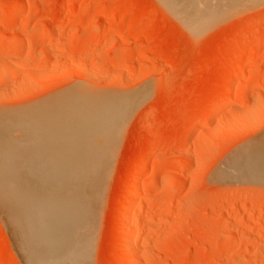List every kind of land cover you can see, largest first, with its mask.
Here are the masks:
<instances>
[{
    "label": "rangeland",
    "instance_id": "rangeland-1",
    "mask_svg": "<svg viewBox=\"0 0 264 264\" xmlns=\"http://www.w3.org/2000/svg\"><path fill=\"white\" fill-rule=\"evenodd\" d=\"M7 1L10 7L0 8V109L55 119L87 103L32 102L80 87L134 97V103L114 108L122 126L82 264H120L110 260L119 241L116 214L152 131L157 138L146 171L134 174L137 184L144 177L156 179L139 196L144 206L135 264H264L262 166L247 157L246 179L227 172L244 145L246 152L264 149V84L251 86L264 80V0L228 1L224 5H231L232 14L226 8L196 33L161 0ZM20 2L23 10L10 15ZM21 31L20 54L2 55L7 40ZM44 31L49 36L41 38ZM257 43L238 77L223 68ZM225 72L229 76L219 78ZM235 83L249 99L229 104L204 123L217 93ZM165 194L170 197L162 208ZM148 195L154 200L147 202ZM134 203L126 206L127 217ZM148 212L149 224L143 218ZM0 214V264H27Z\"/></svg>",
    "mask_w": 264,
    "mask_h": 264
},
{
    "label": "bare ground",
    "instance_id": "bare-ground-1",
    "mask_svg": "<svg viewBox=\"0 0 264 264\" xmlns=\"http://www.w3.org/2000/svg\"><path fill=\"white\" fill-rule=\"evenodd\" d=\"M6 1L0 2V8L10 7V2ZM161 1L163 8L175 13L187 30L196 33L201 27L217 21L222 12H226V8L229 13L231 5L224 4L232 0H212L214 3L210 0ZM240 4L244 7L246 3ZM22 8L23 3H17L9 14L14 16ZM23 35L22 31L15 33L7 40L1 54H20ZM40 35L41 38L49 36L45 31ZM257 44V47H249L238 61L225 63L223 68L233 69V76L238 77L244 72L246 56L252 55L261 46L260 43ZM228 74H220L219 78H225ZM261 84H264V80L252 81L251 86ZM100 91L80 87L60 96L32 102L87 103L84 108L72 110L55 119L25 117L27 113L20 110L0 109V211L16 242L15 246L19 248L27 264H82L88 258L91 230L98 217L96 206L101 199L113 143L122 126V116L114 108L117 103H134V97L130 95ZM241 92L236 83L218 92L215 104L203 118V122L213 120L233 102L247 101L249 94ZM156 138V132L152 131L149 147L144 151L143 158L141 156V160L135 164L134 173L125 184L120 202L122 207L116 214L119 224L116 238L119 241L116 250L110 254V260L119 261L120 264H135L137 259L135 234L141 223L138 216L140 217L144 206L139 196L146 192L147 184L155 176H151L153 179L144 177L141 184H137L135 172H139V175L146 171ZM237 152L227 164L230 167L227 172L232 173V176L235 174L240 180L246 179L247 157L253 158L257 167L262 166L261 173H264V149L261 153L246 152L244 145ZM229 175L219 174L222 178ZM214 178L213 181L218 180ZM168 182L162 185L168 188L172 185ZM168 197L170 196L167 194L162 196V208H165ZM145 199L150 202L154 200V195L145 196ZM131 201L135 203L128 218L125 208ZM145 215L147 216L143 218L146 223H150L152 213ZM254 225L255 223H249L250 227Z\"/></svg>",
    "mask_w": 264,
    "mask_h": 264
}]
</instances>
